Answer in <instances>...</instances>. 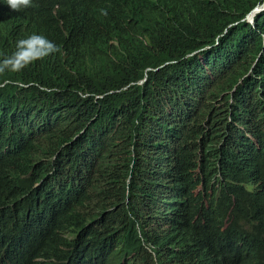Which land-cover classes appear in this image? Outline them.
<instances>
[{
    "label": "trees",
    "instance_id": "trees-1",
    "mask_svg": "<svg viewBox=\"0 0 264 264\" xmlns=\"http://www.w3.org/2000/svg\"><path fill=\"white\" fill-rule=\"evenodd\" d=\"M32 34L61 51L0 76V264H264V0H0V59Z\"/></svg>",
    "mask_w": 264,
    "mask_h": 264
},
{
    "label": "clouds",
    "instance_id": "clouds-1",
    "mask_svg": "<svg viewBox=\"0 0 264 264\" xmlns=\"http://www.w3.org/2000/svg\"><path fill=\"white\" fill-rule=\"evenodd\" d=\"M6 5L14 12L32 7V0H6ZM101 14L107 16L106 10H101ZM253 15L249 14L248 17ZM253 17V16H252ZM251 17V18H252ZM61 51L60 47L47 37L32 34L16 42V50L0 59V76L7 73L22 72L25 68L42 61ZM225 231V230H222ZM24 242L23 238L11 237L7 240L8 247H18Z\"/></svg>",
    "mask_w": 264,
    "mask_h": 264
},
{
    "label": "bare ground",
    "instance_id": "bare-ground-1",
    "mask_svg": "<svg viewBox=\"0 0 264 264\" xmlns=\"http://www.w3.org/2000/svg\"><path fill=\"white\" fill-rule=\"evenodd\" d=\"M255 14V13H254ZM254 14L252 15V16H254ZM252 16H250V18L252 17ZM161 204V203H160Z\"/></svg>",
    "mask_w": 264,
    "mask_h": 264
},
{
    "label": "water",
    "instance_id": "water-1",
    "mask_svg": "<svg viewBox=\"0 0 264 264\" xmlns=\"http://www.w3.org/2000/svg\"><path fill=\"white\" fill-rule=\"evenodd\" d=\"M252 16V15H251Z\"/></svg>",
    "mask_w": 264,
    "mask_h": 264
}]
</instances>
